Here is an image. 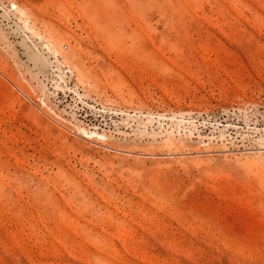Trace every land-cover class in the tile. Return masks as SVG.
<instances>
[{"label": "rangeland", "instance_id": "obj_1", "mask_svg": "<svg viewBox=\"0 0 264 264\" xmlns=\"http://www.w3.org/2000/svg\"><path fill=\"white\" fill-rule=\"evenodd\" d=\"M0 264H264V0H0Z\"/></svg>", "mask_w": 264, "mask_h": 264}]
</instances>
